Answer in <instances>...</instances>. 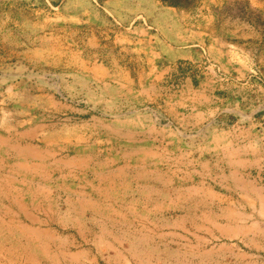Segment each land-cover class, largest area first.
<instances>
[{
	"label": "rangeland",
	"instance_id": "obj_1",
	"mask_svg": "<svg viewBox=\"0 0 264 264\" xmlns=\"http://www.w3.org/2000/svg\"><path fill=\"white\" fill-rule=\"evenodd\" d=\"M0 264H264V0H0Z\"/></svg>",
	"mask_w": 264,
	"mask_h": 264
},
{
	"label": "trees",
	"instance_id": "obj_2",
	"mask_svg": "<svg viewBox=\"0 0 264 264\" xmlns=\"http://www.w3.org/2000/svg\"><path fill=\"white\" fill-rule=\"evenodd\" d=\"M161 1L176 7L178 6L179 2H181L182 0H161ZM185 1H188V0H185Z\"/></svg>",
	"mask_w": 264,
	"mask_h": 264
}]
</instances>
